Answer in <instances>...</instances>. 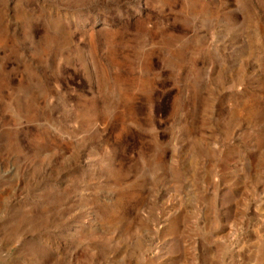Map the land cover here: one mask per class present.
Segmentation results:
<instances>
[{
	"label": "rangeland",
	"instance_id": "374dc122",
	"mask_svg": "<svg viewBox=\"0 0 264 264\" xmlns=\"http://www.w3.org/2000/svg\"><path fill=\"white\" fill-rule=\"evenodd\" d=\"M0 264H264V0H0Z\"/></svg>",
	"mask_w": 264,
	"mask_h": 264
},
{
	"label": "bare ground",
	"instance_id": "6f19581e",
	"mask_svg": "<svg viewBox=\"0 0 264 264\" xmlns=\"http://www.w3.org/2000/svg\"><path fill=\"white\" fill-rule=\"evenodd\" d=\"M9 173H10V172H8V171H7V172H4L3 175H5V174H9Z\"/></svg>",
	"mask_w": 264,
	"mask_h": 264
}]
</instances>
